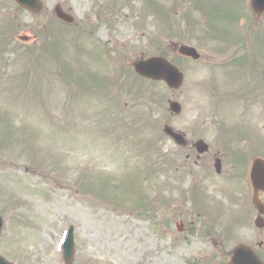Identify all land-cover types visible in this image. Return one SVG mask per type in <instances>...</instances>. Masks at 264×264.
Instances as JSON below:
<instances>
[{
  "label": "rangeland",
  "instance_id": "1",
  "mask_svg": "<svg viewBox=\"0 0 264 264\" xmlns=\"http://www.w3.org/2000/svg\"><path fill=\"white\" fill-rule=\"evenodd\" d=\"M228 1L222 0L221 4L230 7ZM244 2L241 0L242 6H245ZM58 3L81 22L80 35L74 27L55 20L52 8ZM124 3L132 9L126 6L122 9ZM141 3L139 0H43L46 9L44 14L33 15L15 8L12 0H0V39H6V45L0 47V62H4L0 65V211L7 218L5 230H17L21 234L17 240H11L14 246L21 253L23 248L35 250L40 258L39 264H64L61 242L70 225L75 228L76 257L73 264H214L212 246L201 245L197 238L187 242L177 234L172 224L179 212L178 207L191 206L189 201L180 203L179 197L189 194L186 191H189L193 178L187 177L181 186L175 183L162 186L161 179L164 176H158L160 180L155 184L149 178L143 179L148 185L133 184L128 168L130 163L147 162V156L157 155L156 161L161 158L162 162L167 163L181 158L177 146L169 140L162 138L159 144L152 139V134L160 136L162 121L168 114L167 100L170 96L167 88L160 83H141L135 85L131 92L136 98H130L128 94L122 96V105L118 110L120 125L116 131L120 133L125 130L133 134L129 138L133 151L130 150L132 147L126 150L129 149V153L138 158L131 159V162L125 158L126 151L115 143L116 138L106 133L108 122L104 120L100 129L95 123L99 114L103 115L104 108L102 93L96 92V89L101 90L103 86L97 85V81H87L86 75L94 72V76L97 74L98 78L105 79L114 68L111 59L98 58L89 53L93 49L92 40L106 47L104 41L107 40L111 23H114L117 32L110 35L123 45L119 62L134 60L141 52L154 54L156 49L151 44L163 42L161 35L157 34L158 27L150 26L154 19L149 17L145 19L148 26L141 28L138 35L135 25L141 21L137 17ZM178 3L181 5L171 3L170 6V13L174 12L176 20L183 10V1L178 0ZM166 4L168 6V2ZM247 9L245 16L251 14L250 9ZM159 12L162 14L163 11L160 9ZM5 17H8L6 22L2 21ZM85 18L91 19L93 24H99V27L89 26L93 36L86 35ZM201 18L207 20L206 14L196 19ZM228 19L217 18L223 24ZM71 36L76 38L77 45ZM43 38L44 42L51 38L60 39L57 52L59 67L57 63L44 61L43 66H48L50 73L43 74L40 94L32 92L31 80L24 81L23 88H4L8 77L13 78L14 82L21 80L18 76L25 70L27 61L35 62ZM10 40L15 45L8 48ZM217 45L205 41L202 54ZM211 61L184 66L190 74L200 73L201 76L196 79H204V84L213 77H226L225 72L229 69H217L220 73H216L213 59ZM61 70L64 71L60 73ZM11 73L14 75L11 76ZM192 81V77H189L188 85L179 97L184 108L182 114L172 120V125L183 131L194 127L196 120L210 123L213 111L205 87L193 88ZM130 83L133 85V80L130 79ZM7 91L9 93L5 94ZM9 120L14 124L16 135L26 139L24 144L9 139V129L2 123ZM152 120L153 123L148 126L147 122ZM108 121L112 123L116 120L108 117ZM198 130L214 144V129L209 124ZM3 137H6V142ZM32 138L37 142L35 150L31 144ZM148 142L155 143L157 153L150 151L146 155L143 148ZM124 143L127 145L128 142ZM39 151L44 152L41 155V167L34 156L35 152L39 156ZM52 163L56 167H52ZM134 170L137 171L136 168ZM78 176L82 177V181L79 179L76 182ZM108 177L111 185L116 187L110 185L99 193L95 186L89 185H103ZM214 183L215 178H207L202 186L203 196L209 198L204 202L208 211L213 206ZM150 189L157 191V211L145 216L143 210L130 212L128 209L132 208L135 201H139V193L150 192ZM165 200L170 201V209L165 207ZM246 201L247 197L241 201L238 196L232 208H221L230 210L222 217L221 223L215 226L223 247L227 246L226 250L244 239L253 240L246 229L236 230V234L233 230L236 238H231L227 230L230 213L231 216H237L240 209L246 211V207L250 208L249 199ZM117 202H121L119 208H115ZM14 216L20 218L16 221L21 227L14 226ZM201 242L205 243L206 239ZM9 252L4 246L3 253ZM197 256L202 257L199 263L196 261Z\"/></svg>",
  "mask_w": 264,
  "mask_h": 264
},
{
  "label": "flooded vegetation",
  "instance_id": "2",
  "mask_svg": "<svg viewBox=\"0 0 264 264\" xmlns=\"http://www.w3.org/2000/svg\"><path fill=\"white\" fill-rule=\"evenodd\" d=\"M259 20L255 19V24H258ZM182 41V42H181ZM183 40H170L169 41V50H170V56L173 58L176 56L177 51L179 47L182 45ZM263 38L260 36L259 39L254 43L252 46V49L254 51H248L243 52L242 50H239V48H235L232 50H221L218 52L217 57L223 59V62L227 61L230 63L232 69L235 72H245L248 75V80L251 82L245 84V88L238 87V89H215L216 90V97L218 102L222 101H228L231 103H241L242 106H244V112H252V116H255L256 118H260L262 123H264V78L262 75V71L260 74L256 72L255 70L260 69L262 70L263 65V58H264V51H262L263 48ZM239 43V42H238ZM236 43V44H238ZM260 49V50H258ZM221 63V62H220ZM222 64V63H221ZM252 85V86H251ZM251 86V88H250ZM226 90V91H225ZM254 110V111H253ZM220 118V116H219ZM216 126V148L214 153L212 155H209V153L200 158L201 161L195 162L192 164H187V167H197L203 169L206 164L204 160H208L210 158H215L216 156L220 155H231L233 151H231V148L224 146L228 141H225V139L230 138L232 134V130L229 128V122H222L221 120L215 121ZM188 146L187 150L189 151L188 155L190 153L195 154V150L193 148L194 141L187 140ZM220 154V155H219ZM210 156V157H209ZM227 172V170L224 169V172ZM224 179L227 177L225 176V173L221 175ZM221 218V211L218 210L216 214V219ZM184 230H194L193 228L188 227ZM201 230H208L206 228H202ZM214 230V228L212 229ZM262 245L260 246V244ZM258 246L261 248L264 247V241L261 239L258 243ZM3 245V239L0 237V246ZM262 254L264 256V249L262 250ZM29 258L35 259L36 253L35 252H28L23 251L22 252V260L27 261Z\"/></svg>",
  "mask_w": 264,
  "mask_h": 264
},
{
  "label": "water",
  "instance_id": "3",
  "mask_svg": "<svg viewBox=\"0 0 264 264\" xmlns=\"http://www.w3.org/2000/svg\"><path fill=\"white\" fill-rule=\"evenodd\" d=\"M20 5L24 6L30 10H38L40 8V0H16ZM252 7L255 12L261 13L264 11V0H252ZM57 15L64 20L70 21L71 19L60 12L57 8ZM136 71L145 77L154 79V80H164L169 86H178L181 81V76L177 73V71L168 65L166 62L159 58H152L146 61H140L135 63ZM171 109L174 111H178L179 107L175 103H171ZM165 132L175 138L177 142H180L181 139L178 135H175L170 129L166 128ZM260 167L258 161L253 163V171H252V181L256 180L257 174L256 170ZM72 230L70 228L68 231L67 238L64 242L63 246V255L66 264H70L73 259L74 247H73V237ZM246 248L243 246H239L234 249V255L232 262L230 264H255L253 260L245 254ZM0 264H9L5 262L3 259H0Z\"/></svg>",
  "mask_w": 264,
  "mask_h": 264
},
{
  "label": "trees",
  "instance_id": "4",
  "mask_svg": "<svg viewBox=\"0 0 264 264\" xmlns=\"http://www.w3.org/2000/svg\"><path fill=\"white\" fill-rule=\"evenodd\" d=\"M6 45V39L5 38H1L0 39V47H3Z\"/></svg>",
  "mask_w": 264,
  "mask_h": 264
}]
</instances>
